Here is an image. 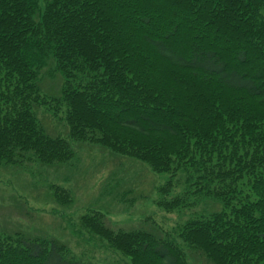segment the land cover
<instances>
[{"label":"trees","instance_id":"16d2710c","mask_svg":"<svg viewBox=\"0 0 264 264\" xmlns=\"http://www.w3.org/2000/svg\"><path fill=\"white\" fill-rule=\"evenodd\" d=\"M58 110L62 134L43 121ZM82 142L156 173L189 167L224 208L174 229L185 250L149 218L80 216L129 264H264V0H0V166L60 165ZM0 264L98 263L7 231Z\"/></svg>","mask_w":264,"mask_h":264},{"label":"rangeland","instance_id":"374dc122","mask_svg":"<svg viewBox=\"0 0 264 264\" xmlns=\"http://www.w3.org/2000/svg\"><path fill=\"white\" fill-rule=\"evenodd\" d=\"M42 81L47 93L57 88L56 76L45 74ZM40 112L42 109V119ZM60 117L62 112L58 110L52 119H43L46 130L64 133ZM82 143L75 148L73 157L60 165L31 160L21 168L0 166V233L22 231L55 238L65 243L68 256L98 264H129L126 257L82 228L80 216L97 209L114 230L137 226L149 218L184 249L174 229L190 218L206 216L221 207L218 200L202 190L200 180L192 178L195 173L189 167L156 173L136 159ZM167 184V192L157 191L158 186ZM55 187L60 190L58 197H53ZM175 196L183 199L177 206L165 209L157 205V201ZM189 259V264H207L202 259L197 263Z\"/></svg>","mask_w":264,"mask_h":264}]
</instances>
